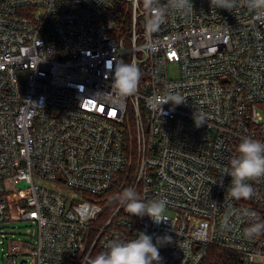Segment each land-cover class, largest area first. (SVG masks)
I'll list each match as a JSON object with an SVG mask.
<instances>
[{
    "label": "built area",
    "instance_id": "obj_1",
    "mask_svg": "<svg viewBox=\"0 0 264 264\" xmlns=\"http://www.w3.org/2000/svg\"><path fill=\"white\" fill-rule=\"evenodd\" d=\"M192 3L149 33L138 0H0V264H88L140 231L173 238L161 264H202L211 245L264 264V232L247 235L264 178L235 200L225 175L242 138L264 141V17ZM113 60L138 65L135 94L112 88ZM128 188L165 199L168 221L128 214ZM9 194L34 239L8 230Z\"/></svg>",
    "mask_w": 264,
    "mask_h": 264
},
{
    "label": "clouds",
    "instance_id": "obj_2",
    "mask_svg": "<svg viewBox=\"0 0 264 264\" xmlns=\"http://www.w3.org/2000/svg\"><path fill=\"white\" fill-rule=\"evenodd\" d=\"M140 2L148 14L145 27L149 33L158 31L166 23L170 10L185 17L195 11L192 0H167L166 5L161 4V0H138V3ZM238 3L246 6L257 17H264V0H210L212 9H224L230 12ZM107 67L112 73V88L120 96L127 97L137 92L141 72L134 60L130 63L122 60L109 61ZM168 102L178 106L185 103V98L176 93L164 103ZM193 119L197 127L204 125L203 117L199 118V125L195 115ZM236 151L237 155L230 160L229 167L225 169V175L231 177L228 194L235 200L250 199L254 194L250 181L264 178V141L244 137ZM118 200L124 210L132 216L143 218L147 215L157 225L168 221L165 214L167 201L163 198L145 202L138 198L133 188H128L120 194ZM262 232H264V223H253L247 229L249 237ZM170 243H173L170 235L156 237L154 243L153 236L140 231L137 232L135 239L109 241L105 246L106 250L90 258L88 264H161L159 248Z\"/></svg>",
    "mask_w": 264,
    "mask_h": 264
},
{
    "label": "rangeland",
    "instance_id": "obj_3",
    "mask_svg": "<svg viewBox=\"0 0 264 264\" xmlns=\"http://www.w3.org/2000/svg\"><path fill=\"white\" fill-rule=\"evenodd\" d=\"M174 72H175V69H174V71L172 69H170L169 74L172 75V74H174ZM17 187L21 188V187H23V184L18 183ZM58 187L60 188V190L63 193H68V189L65 185H60ZM16 196H20V195H16ZM16 196L11 195V194H9L7 196V200L9 201V204H10L9 211L11 213V216L16 218V220H13L12 222H8L7 228L12 233H14L15 238L34 239L35 238L34 225L31 223V221L19 219V214L23 211V208H22V205L20 204L21 198L18 200ZM26 257H29V256H26ZM1 264H4V262L1 261ZM24 264H33V263H32L31 259H27V261Z\"/></svg>",
    "mask_w": 264,
    "mask_h": 264
},
{
    "label": "trees",
    "instance_id": "obj_4",
    "mask_svg": "<svg viewBox=\"0 0 264 264\" xmlns=\"http://www.w3.org/2000/svg\"><path fill=\"white\" fill-rule=\"evenodd\" d=\"M241 262V257L234 251L211 245L202 264H240Z\"/></svg>",
    "mask_w": 264,
    "mask_h": 264
}]
</instances>
